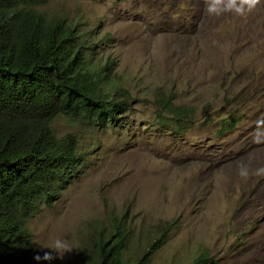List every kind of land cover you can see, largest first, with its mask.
I'll return each instance as SVG.
<instances>
[{"label":"rangeland","instance_id":"374dc122","mask_svg":"<svg viewBox=\"0 0 264 264\" xmlns=\"http://www.w3.org/2000/svg\"><path fill=\"white\" fill-rule=\"evenodd\" d=\"M33 9L90 34L103 86L130 95L123 128L99 129L76 116L52 124L77 140L81 165L52 206L29 220L36 255L72 248L52 264H83L97 233L128 234L124 257L147 264H264V177L241 179V164L264 167L254 144L264 118V0L247 17L210 16L204 0H47ZM196 110L180 133L158 124L162 100ZM242 121L224 136L217 122ZM104 235V236H105Z\"/></svg>","mask_w":264,"mask_h":264},{"label":"trees","instance_id":"16d2710c","mask_svg":"<svg viewBox=\"0 0 264 264\" xmlns=\"http://www.w3.org/2000/svg\"><path fill=\"white\" fill-rule=\"evenodd\" d=\"M122 1V0H119ZM47 0H0V264H26L33 241L27 225L42 205L52 206L81 164L77 140L57 138L58 115L76 116L99 129L123 128L130 95L103 86V69L93 68L96 46L90 34L63 19H48L33 6ZM158 124L180 133L196 122L193 107L166 99L158 103ZM242 117L228 113L215 134L233 131ZM97 233L84 264H147L159 238L136 263L125 259L128 234ZM202 253L189 264H211Z\"/></svg>","mask_w":264,"mask_h":264},{"label":"clouds","instance_id":"9594fccd","mask_svg":"<svg viewBox=\"0 0 264 264\" xmlns=\"http://www.w3.org/2000/svg\"><path fill=\"white\" fill-rule=\"evenodd\" d=\"M204 2L206 6V12L210 16H221L225 13H233L238 17H247L248 15L252 14L258 8V6L261 5V0H204ZM252 142L258 145L264 144V118L257 119L255 121V128L252 133ZM78 155L80 156L79 153ZM238 174L241 179L245 181L250 179L252 176L264 177V167L251 170L247 165L241 164L238 169ZM112 235L113 234H108L105 236L108 238ZM54 249L55 252H44L42 256L36 255L34 257V260L37 262V264H52L53 260L62 257L65 253L72 251V248L69 246L68 242L61 239H57L54 241ZM29 259L27 260L26 264H28Z\"/></svg>","mask_w":264,"mask_h":264}]
</instances>
